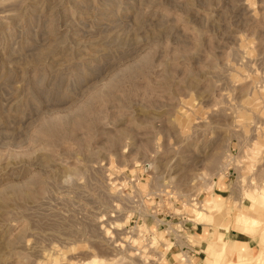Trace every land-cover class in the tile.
<instances>
[{
  "label": "rangeland",
  "instance_id": "374dc122",
  "mask_svg": "<svg viewBox=\"0 0 264 264\" xmlns=\"http://www.w3.org/2000/svg\"><path fill=\"white\" fill-rule=\"evenodd\" d=\"M193 246L264 264V0H0V264Z\"/></svg>",
  "mask_w": 264,
  "mask_h": 264
},
{
  "label": "crops",
  "instance_id": "0c3cea01",
  "mask_svg": "<svg viewBox=\"0 0 264 264\" xmlns=\"http://www.w3.org/2000/svg\"><path fill=\"white\" fill-rule=\"evenodd\" d=\"M220 198H222L221 196H220ZM208 199H210V200H212L213 201V203H214V208L216 209L217 207L216 206H221L222 205V200H218V199H214L213 197H208L207 198V200ZM205 205H206V202H205ZM215 209H213L211 212H213ZM190 230H191V232H193V233H196V230H197V227H193V226H191L190 227ZM207 233V232H206ZM218 235H220L221 236V240H222V242H224V245L226 244V242L223 240V238H222V234L220 233V234H218ZM208 240H207V245H209V244H211V243H215V242H213V241H211L210 240V238H207ZM233 246L235 245V246H237L238 245V247H239V252L240 251H248L249 250V246L247 245V243L246 242H244V241H238V240H233L232 242H230ZM206 245V246H207ZM188 253H189V255H190V258L192 259V262L193 263H195V264H199V263H202V262H205V260L201 257V255L196 251V246H193V247H190L189 249H188Z\"/></svg>",
  "mask_w": 264,
  "mask_h": 264
},
{
  "label": "bare ground",
  "instance_id": "6f19581e",
  "mask_svg": "<svg viewBox=\"0 0 264 264\" xmlns=\"http://www.w3.org/2000/svg\"><path fill=\"white\" fill-rule=\"evenodd\" d=\"M232 221H233L234 225H247L251 221V219L250 218H247L246 216H243V215H237V216H234L233 217V220ZM252 222H253V220H252ZM225 262H226V260H225ZM229 264H231V263H229Z\"/></svg>",
  "mask_w": 264,
  "mask_h": 264
}]
</instances>
